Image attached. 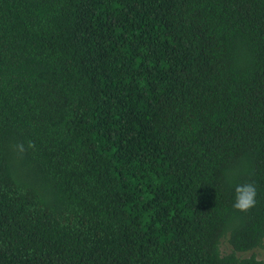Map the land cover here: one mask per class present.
I'll list each match as a JSON object with an SVG mask.
<instances>
[{
    "label": "trees",
    "instance_id": "16d2710c",
    "mask_svg": "<svg viewBox=\"0 0 264 264\" xmlns=\"http://www.w3.org/2000/svg\"><path fill=\"white\" fill-rule=\"evenodd\" d=\"M259 249L264 0H0V264Z\"/></svg>",
    "mask_w": 264,
    "mask_h": 264
},
{
    "label": "clouds",
    "instance_id": "9594fccd",
    "mask_svg": "<svg viewBox=\"0 0 264 264\" xmlns=\"http://www.w3.org/2000/svg\"><path fill=\"white\" fill-rule=\"evenodd\" d=\"M23 150L21 146V151ZM256 187L252 183H243L235 187L233 208L239 212L247 213L256 204Z\"/></svg>",
    "mask_w": 264,
    "mask_h": 264
},
{
    "label": "rangeland",
    "instance_id": "374dc122",
    "mask_svg": "<svg viewBox=\"0 0 264 264\" xmlns=\"http://www.w3.org/2000/svg\"><path fill=\"white\" fill-rule=\"evenodd\" d=\"M230 250V246L227 243H224L222 246V251L228 252ZM255 255L258 259L264 260V249L255 250L246 254H243L244 257H250Z\"/></svg>",
    "mask_w": 264,
    "mask_h": 264
}]
</instances>
